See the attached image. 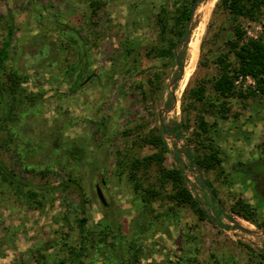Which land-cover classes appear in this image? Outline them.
<instances>
[{"label":"rangeland","instance_id":"rangeland-1","mask_svg":"<svg viewBox=\"0 0 264 264\" xmlns=\"http://www.w3.org/2000/svg\"><path fill=\"white\" fill-rule=\"evenodd\" d=\"M93 1L0 0V47L13 28L1 84L10 93V77L26 74L22 87L32 100L25 101V109L36 112L23 114L18 128L27 146L38 149L23 158L30 166H19V156L4 151L9 138L0 132L1 161L22 182L49 189L72 173L81 187L66 186L47 196L43 206H19L12 199L1 205L0 264H15L22 253L25 264H37L31 257L35 249L45 241L60 242L63 228L82 217V208L89 225L110 224L126 245L131 243L133 252L118 248V255L130 259L122 264L259 260L264 255V96L230 97L224 110L205 106L207 112L200 102L190 106L189 98L199 85L214 98L211 80L218 71L212 59L233 20L215 8L218 0L207 10L209 0H199L189 38L176 48V63L169 60L164 66V59L150 52L159 44L155 16L161 7L190 0H98L95 12ZM236 23L244 40L264 39V7L256 18L240 17ZM195 37L197 45L190 44ZM157 73L156 88L149 80ZM236 79L238 91L255 90L253 78ZM200 112L209 125L201 144L194 140L193 127L181 136L164 132V125L174 127L184 117L193 122ZM161 129L169 148L164 165L181 169L185 187L206 217L187 206L146 205L125 177L115 175L116 152L125 150L127 161L150 154L153 150L139 137ZM73 147L82 150L80 159H66ZM210 147L221 163L208 171L186 155L196 157ZM240 202L253 209L256 223L237 215ZM86 258L92 264L106 260L104 252L88 251Z\"/></svg>","mask_w":264,"mask_h":264},{"label":"trees","instance_id":"trees-1","mask_svg":"<svg viewBox=\"0 0 264 264\" xmlns=\"http://www.w3.org/2000/svg\"><path fill=\"white\" fill-rule=\"evenodd\" d=\"M98 2L97 0L91 3L92 11L95 12L98 8ZM194 2L195 0H190L186 3H178L175 8L170 9L161 7V10L155 16L154 26L159 44L150 49V52L152 50L159 58L164 59V66L167 65L166 63L169 60L174 64L176 63L177 57L175 58L173 50L185 33V26L189 20L191 7ZM219 7L223 8L233 20V28L231 32L227 31L222 35L221 44L218 45L212 59L218 71L214 79L211 80L214 98L206 97L205 87L201 85L191 89L189 92V98L192 100L190 106H193L194 102H200L202 112L208 111L205 106L210 108L209 111L211 109H213L212 111L224 110L230 97L234 98L237 96L245 99L256 95L264 96V39L248 38L244 40V33L236 23L240 17L256 18L260 9L264 7V0H218L215 8ZM12 35L13 28L9 27L6 39L0 47V77L9 55ZM181 59L182 55L180 54L178 55V60L181 62ZM25 75V73L16 72L10 77L12 83L10 93L1 84L0 79V132L9 138L3 144V148L4 151L15 152L19 156L21 160V163L18 160L19 166L28 165L23 158H26L29 152L30 154L31 152H38L37 147L31 146L29 148L27 146L28 144L24 141V133L18 128L19 123L22 122L23 114L26 115L29 112L35 114L36 112V109L30 111L25 109V101L30 102L32 100L29 92L22 87V83L26 78ZM160 76V73H157L151 77L152 80H149L151 86L157 88ZM246 76L253 78L255 81V90L238 91L235 83L236 78L245 79ZM74 86L76 88V84ZM168 126L164 125V132L176 136H181L180 134L183 132H189V128L193 127L192 135L194 140L200 144L206 138V135L209 134L208 122L201 112L193 122L190 118L184 117L174 127L168 128ZM162 132L163 130L161 129L158 134L150 132L139 137V142L143 146H149L153 150L142 158L129 157L130 160L127 161L128 157L124 153L125 150H118L115 159V175L118 179L125 177V181L132 184L133 190L139 193V199L145 202L146 205L150 201H158L160 204L167 203L176 207L187 206L196 216L206 217L198 201L192 197L185 187L181 169L168 168L164 165L163 162L166 159L169 148L162 137ZM81 153L82 150L79 147H73L68 152L69 155L66 159H80ZM186 155L191 159L192 164L195 163L206 171L221 163L218 152L212 147L203 148V152L195 155L196 157L188 152H186ZM31 170L34 171L33 169ZM76 182L78 183V180L72 177V173L69 175L68 181L49 189L29 182H22L16 179L15 173L6 167L0 158V206L7 203L10 204L11 199L14 201L13 204L19 206L31 207L32 204L43 206L47 196L50 197L54 193H58L59 190L66 186H75L80 189L81 187ZM238 207L241 211L240 213L237 211L238 216L251 223H256L254 218L251 217L253 209L249 205L240 202ZM80 210L82 217L74 218L73 222L68 223L67 228H63V230H66L63 233L62 240L60 242L51 243L50 241H45L41 243L31 256L32 259L37 264H92L87 261L86 253L94 251L104 252L106 257L104 264H122L124 261H129L130 259H126L127 257L118 255L117 251L120 247L132 251L133 246L131 243L126 245V240L122 239L119 231L117 232L110 224L104 223L98 229L94 225H89L84 215V209ZM1 247L2 245L0 244V252L2 251ZM20 255L15 264L26 263V260H23V253ZM261 257L256 261L250 259L248 264H262L264 255L261 254ZM136 258L137 255L133 253V261H136ZM207 264H222V262L214 259L213 262H208Z\"/></svg>","mask_w":264,"mask_h":264},{"label":"water","instance_id":"water-1","mask_svg":"<svg viewBox=\"0 0 264 264\" xmlns=\"http://www.w3.org/2000/svg\"><path fill=\"white\" fill-rule=\"evenodd\" d=\"M198 1L199 0H195V2L193 3V5L191 7V11H190L189 20L187 21L186 26H185V33H184L182 39L176 44V47L174 48L173 52H174L175 58H176V48L179 47L181 44H183L185 41H187L188 38H189V25H190V22L192 20V16H193V13H194V11L196 9V5H197ZM182 74H183V71L181 72V75ZM96 193H97V196H98L100 202L103 205H106L105 199H104V197H103V195H102V193H101V191H100L98 186H96Z\"/></svg>","mask_w":264,"mask_h":264},{"label":"bare ground","instance_id":"bare-ground-1","mask_svg":"<svg viewBox=\"0 0 264 264\" xmlns=\"http://www.w3.org/2000/svg\"><path fill=\"white\" fill-rule=\"evenodd\" d=\"M217 0H209L208 1V4H207V7H206V10L208 9V7L209 6H213V4H215V2H216ZM212 9V8H211ZM208 17V16H207ZM203 30H204V24H203V28H202V32H203ZM202 34V33H201ZM197 39V37H195L193 40H191V42H190V44H192V45H194V44H196V43H198V39ZM197 45V44H196ZM193 62H195V54L193 53L192 54V58H191V60H190V63H193ZM188 75V73L186 72V76ZM182 77L184 78V70H183V75H182Z\"/></svg>","mask_w":264,"mask_h":264},{"label":"built area","instance_id":"built-area-1","mask_svg":"<svg viewBox=\"0 0 264 264\" xmlns=\"http://www.w3.org/2000/svg\"><path fill=\"white\" fill-rule=\"evenodd\" d=\"M239 79H241V77Z\"/></svg>","mask_w":264,"mask_h":264}]
</instances>
